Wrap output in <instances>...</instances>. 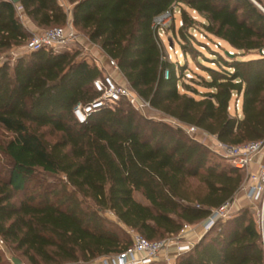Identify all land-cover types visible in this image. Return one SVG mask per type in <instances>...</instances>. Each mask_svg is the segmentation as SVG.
Returning <instances> with one entry per match:
<instances>
[{
	"label": "trees",
	"instance_id": "16d2710c",
	"mask_svg": "<svg viewBox=\"0 0 264 264\" xmlns=\"http://www.w3.org/2000/svg\"><path fill=\"white\" fill-rule=\"evenodd\" d=\"M67 1L76 30L118 62L152 109L229 145L264 141V11L254 1ZM19 6L41 29L69 21L60 0H0V52L35 36ZM176 7L181 47L209 76L194 73L203 93L185 81L184 65L167 60L154 26ZM188 9L205 19L208 34L235 50L233 57L225 50L199 61L192 32L198 22ZM250 54L257 57L244 59ZM102 76L81 50L42 48L0 64V126L13 135L0 143V239L28 264H91L131 247L130 230L151 241L176 236L232 202L246 182L244 169L125 98L80 122L74 109L99 97L93 82ZM234 97H242L241 115L231 112ZM43 129L58 137L48 140ZM0 264H7L1 250ZM177 264H264L255 212L246 206L216 221Z\"/></svg>",
	"mask_w": 264,
	"mask_h": 264
},
{
	"label": "built area",
	"instance_id": "2783aa9c",
	"mask_svg": "<svg viewBox=\"0 0 264 264\" xmlns=\"http://www.w3.org/2000/svg\"><path fill=\"white\" fill-rule=\"evenodd\" d=\"M61 5L66 9L69 16L72 14L73 6L67 1L60 0ZM21 15L24 10L18 7ZM174 11H167L154 20V26L159 29V34L170 26ZM81 36L72 23V18L64 27H54L43 29L30 40L26 52H33L42 48H50L56 51H74L81 50L83 57L89 63L95 64L102 72L103 76L93 82L95 90L99 97L88 104L78 103L74 112L80 122H85L89 116L104 109L114 108L123 99H127L136 109L144 111L150 107V104L142 99L130 85L119 84L110 73V69L119 70L118 62L111 58H100L90 54L87 46L82 42ZM165 78H169V71L165 72ZM172 125L182 128L192 138L203 143L212 151L216 152L223 158H226L232 166L240 169H247L253 163L255 157L264 151V141L252 142L246 145H229L194 125H187L180 121L174 120ZM243 192L244 199L250 203L249 207L255 212L264 243V164L260 165L257 171H251L248 174L247 181L240 190ZM238 200L235 198L232 202L225 204L219 209H214L212 214L199 225H185L179 233L177 241L160 240L151 241L136 231H133V245L118 255L102 257L97 260L98 264H152L162 261L165 264H177L179 255L189 251L198 238H193L196 234L197 227L203 229V234L210 230L216 221L227 220L233 217L235 213L232 209L237 206ZM201 239V238H200ZM0 239V245H4Z\"/></svg>",
	"mask_w": 264,
	"mask_h": 264
},
{
	"label": "rangeland",
	"instance_id": "374dc122",
	"mask_svg": "<svg viewBox=\"0 0 264 264\" xmlns=\"http://www.w3.org/2000/svg\"><path fill=\"white\" fill-rule=\"evenodd\" d=\"M256 2H258L257 0H255ZM69 5V2H67ZM259 3V2H258ZM263 8H264V0H262V3H259ZM73 6V5H72ZM190 15L193 17V19H195V21H197V29L192 30L195 39L197 40V42H195V45L197 47V49L201 52V56H199V61H202L203 63H208L207 61H210V59H214V53H222L224 54L225 50H229L231 52H235V50L226 42H221L220 39L208 34L206 32V30L204 29V27L202 26V23L205 22V19L199 15L197 12L188 9ZM24 22V20H23ZM183 25V19H182V13H181V9L179 7H176L175 11H174V16L172 17L170 26L165 29V31L161 32V37H162V41L165 47V53H166V58L168 61L176 64V65H184L185 66V81L187 83H189L191 85V87L196 88L198 91L200 92H205L207 91L202 85H199L198 81V77L196 76V74H200L203 75L205 77H209L208 74L202 70V68L200 67V65H198L197 61L192 58L191 56L185 55L182 47H181V38L179 36V29L182 27ZM43 29H39L35 34L39 33L40 31H42ZM79 35L81 36V40H86V42L88 43V40L86 39L87 36L81 32L79 29L77 30ZM30 42V41H29ZM29 42H27L26 44L19 46V47H15L12 48L10 50L4 51V52H0V64L4 63L6 61H9L11 64L15 63V60L17 57H20L24 54H26L27 50V45L29 44ZM87 46V45H86ZM97 46V45H96ZM99 48V46H97ZM91 54V53H90ZM257 57V54H250L247 57H245L244 59H251V58H255ZM208 65V64H207ZM209 66L212 67H216L214 64H209ZM180 70L178 68V71L180 73ZM194 79V80H193ZM193 80V81H190ZM179 89L184 92V88L183 86H180ZM190 94H193V92H190ZM194 95V94H193ZM195 97L197 99H200L201 96L200 95H195ZM231 112L233 115H241L242 114V97H240L239 99L237 97H234V99L232 100L231 103ZM143 114H145L146 116H148L149 118L152 119H156V120H163V121H167L169 123L173 122V119H171L168 116L163 115L161 112L152 109V108H145L143 111ZM42 132L46 133V137L48 140L50 141H54L58 135L57 134H53L52 132H50L47 129H43ZM12 133L6 131L4 128H2L0 126V143H5L7 142L9 139L12 138ZM223 158V157H222ZM228 164L231 165V163L226 159L223 158ZM5 165V161L3 159L2 154H0V169L1 166ZM250 169H244V173L246 175V178L248 177V174L250 173ZM247 181V179H246ZM241 195H243V193L240 192ZM136 197L138 200L144 201L143 197L141 194H136ZM250 205V203H249ZM234 213V210L232 211ZM108 217L110 218H115L113 214L108 213L107 214ZM202 223V222H201ZM201 223H197L201 224ZM130 233L133 237V231L130 230ZM201 237V236H200ZM179 237V234H177L176 236L173 237H169L167 239L164 240H172V241H177ZM200 240V239H199ZM0 250L4 253V259L6 261L7 264H15L14 260L18 259L22 262V264H28L26 258H24L23 256H20L18 252H16V250L14 249V246L5 243L4 245H0ZM99 260V259H98ZM98 261H95L91 264H98ZM78 264H88L85 262H80Z\"/></svg>",
	"mask_w": 264,
	"mask_h": 264
},
{
	"label": "crops",
	"instance_id": "0c3cea01",
	"mask_svg": "<svg viewBox=\"0 0 264 264\" xmlns=\"http://www.w3.org/2000/svg\"><path fill=\"white\" fill-rule=\"evenodd\" d=\"M67 1V0H65ZM68 2V1H67ZM22 18L24 20V24L26 25V27L31 30L33 33H36L40 28L25 14L22 15ZM69 18H72L71 16ZM88 40V43L85 41H82L85 45H87V48L89 49L90 53L94 56H99L100 58H108L106 56V54L104 53V51L99 47H97L96 45H94L93 43L90 42V40L88 38H86ZM110 73L112 74V76L115 78V80L122 85H126L129 86V83L127 81V79L125 78V76L123 75V73L119 70H114V69H110ZM264 164V151L261 152L260 154H258L253 163L250 165L249 169L250 171H257L258 168L260 167V165ZM243 193V192H241ZM236 199L238 200V205L235 206L232 211L234 210V213L237 212V210L241 209L242 207H246L249 206V203L247 202V200L244 199V196L240 194V192L237 194ZM199 225V224H198ZM201 226V224H200ZM198 226L196 234L194 235L193 238H198V240L204 235L203 234V229L202 227ZM201 236V237H200ZM197 240V239H196Z\"/></svg>",
	"mask_w": 264,
	"mask_h": 264
},
{
	"label": "water",
	"instance_id": "95a60500",
	"mask_svg": "<svg viewBox=\"0 0 264 264\" xmlns=\"http://www.w3.org/2000/svg\"><path fill=\"white\" fill-rule=\"evenodd\" d=\"M14 3H19V1L20 0H12ZM252 1H254L263 11H264V8L258 3V2H256L255 0H252ZM261 53H263V51H261ZM226 54L228 55V56H230V57H233L234 56V53L233 52H231V51H227L226 52ZM264 54V53H263ZM14 263L15 264H22V262L20 261V260H18V259H15L14 260Z\"/></svg>",
	"mask_w": 264,
	"mask_h": 264
}]
</instances>
